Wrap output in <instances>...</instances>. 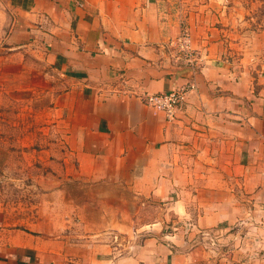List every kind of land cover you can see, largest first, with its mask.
<instances>
[{
  "label": "crops",
  "instance_id": "crops-1",
  "mask_svg": "<svg viewBox=\"0 0 264 264\" xmlns=\"http://www.w3.org/2000/svg\"><path fill=\"white\" fill-rule=\"evenodd\" d=\"M229 13L0 0V121L8 90L36 106L29 130H0L23 155L0 169V264H264V31ZM182 28L195 67L169 45ZM188 85L172 121L143 103ZM136 197L158 223L109 220Z\"/></svg>",
  "mask_w": 264,
  "mask_h": 264
},
{
  "label": "rangeland",
  "instance_id": "rangeland-1",
  "mask_svg": "<svg viewBox=\"0 0 264 264\" xmlns=\"http://www.w3.org/2000/svg\"><path fill=\"white\" fill-rule=\"evenodd\" d=\"M223 1V0H221ZM230 13L237 20L244 21V27L246 30H263L264 31V0H224ZM9 97L3 100L6 103V108L3 109L7 120L0 121V130L14 131L20 130V128L29 130L31 128V114L36 111V106L32 104L27 93L20 95L19 90H8ZM4 94H7L6 92ZM18 94L17 96L15 95ZM42 111L39 110V114ZM35 125L33 124V127ZM46 127V125H44ZM16 138L9 136L8 134H0V169L3 170L6 163H15L22 159L23 155L15 151ZM7 147V150H6ZM0 170V175L2 171ZM10 191V188H4ZM7 191V192H8ZM125 200V199H124ZM115 210L118 211L117 217H112L109 220L114 223L122 221L124 225H127L129 229L143 231L159 222V217L165 211V207L158 203L147 205L142 202L141 199L135 198L134 205H131L130 201L127 204L126 201H119L117 205L112 204ZM124 236V235H123ZM131 237V235H130Z\"/></svg>",
  "mask_w": 264,
  "mask_h": 264
},
{
  "label": "built area",
  "instance_id": "built-area-1",
  "mask_svg": "<svg viewBox=\"0 0 264 264\" xmlns=\"http://www.w3.org/2000/svg\"><path fill=\"white\" fill-rule=\"evenodd\" d=\"M169 45L177 52L182 60L190 67H195L196 57L191 47L190 35L186 28H182L179 35L169 42ZM192 85L159 94H149L143 97V103L156 112L164 115L166 120L172 121L176 117L177 111L184 103L187 91L193 89ZM203 239H208L213 245V239L209 233H202Z\"/></svg>",
  "mask_w": 264,
  "mask_h": 264
}]
</instances>
